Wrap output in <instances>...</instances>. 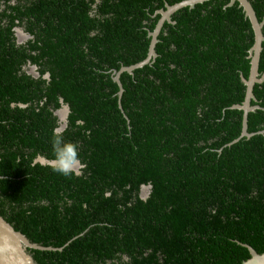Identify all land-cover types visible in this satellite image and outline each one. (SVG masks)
Segmentation results:
<instances>
[{
	"label": "trees",
	"instance_id": "16d2710c",
	"mask_svg": "<svg viewBox=\"0 0 264 264\" xmlns=\"http://www.w3.org/2000/svg\"><path fill=\"white\" fill-rule=\"evenodd\" d=\"M181 1L0 0V215L55 248L27 249L34 264H241L243 244L264 253V80L250 101L263 109L247 116L255 134L238 139L232 106L254 43L238 2L176 10L157 56L120 74L118 99L114 71L147 57L156 12ZM249 1L263 21L264 0ZM63 104L62 138L82 161L67 177L35 161L52 156Z\"/></svg>",
	"mask_w": 264,
	"mask_h": 264
},
{
	"label": "water",
	"instance_id": "95a60500",
	"mask_svg": "<svg viewBox=\"0 0 264 264\" xmlns=\"http://www.w3.org/2000/svg\"><path fill=\"white\" fill-rule=\"evenodd\" d=\"M204 1H207V0H183L174 5L166 4L165 10L158 11L162 15V17L157 23L154 31L150 33L151 42H150L149 52H148L147 57L144 60L134 65L122 66L118 71H114L113 79L118 84V87H119L118 92H117L119 102H120V98L123 93V87L119 80L120 74L124 71H127L128 73H132L134 69L142 67L143 65L147 64L150 60L154 59L157 56L155 52V45L158 41L157 35L164 21L170 22L171 21L170 16L176 10L184 6H190L192 8L195 4L202 3ZM236 1L238 2L239 6L243 9L245 16L249 19L252 29L254 31V43L248 51L249 58H250L249 76L248 78H244L242 76V82L246 86L245 97L241 104H235L232 106V108H236V109L243 111L242 131H241L240 137L238 138L240 139L242 137L249 138L255 134V133H249L247 131L248 113L251 111H255L256 109H263L258 104L251 105L250 101L251 100L256 101V98L252 91L254 84L261 83L264 80V73L260 75L258 72L259 58H260V53L262 50L261 44L264 41V36L262 34V27L264 25V20L261 22L258 21L256 13L249 0H230L228 5L231 6ZM32 68L33 70H35V67H32ZM119 108L121 109L120 103H119ZM63 109L64 111H66V113L69 112V108L67 105H64ZM263 132L264 131H259L258 133H263ZM238 139L233 140L232 143L236 142ZM35 161L41 164H45V162L41 160L40 157H38ZM243 245L248 249L250 253V258L243 261L241 264H264V253L256 252L251 246L247 244H243ZM27 249L51 250L55 248L50 247V246L44 247L36 243L30 242L23 233L15 230L14 227L0 215V264H34V260L31 254L27 251Z\"/></svg>",
	"mask_w": 264,
	"mask_h": 264
},
{
	"label": "clouds",
	"instance_id": "9594fccd",
	"mask_svg": "<svg viewBox=\"0 0 264 264\" xmlns=\"http://www.w3.org/2000/svg\"><path fill=\"white\" fill-rule=\"evenodd\" d=\"M17 30V29H16ZM20 31V29L18 28ZM35 67V66H32ZM31 70L36 72L31 68ZM36 74V73H35ZM63 104L60 109L64 108ZM63 133L62 130H54L53 132V141H52V156L51 158L48 157H40L41 160L45 162V165L50 167L51 170L57 174L62 176H72L74 174H78V170L82 168V161L80 158V154L77 148V145L70 141L63 140ZM0 179L4 180L3 176H0ZM150 185V192H151V184ZM150 194V193H149ZM149 195L146 196V198ZM142 198V199H146Z\"/></svg>",
	"mask_w": 264,
	"mask_h": 264
},
{
	"label": "flooded vegetation",
	"instance_id": "af4514ba",
	"mask_svg": "<svg viewBox=\"0 0 264 264\" xmlns=\"http://www.w3.org/2000/svg\"><path fill=\"white\" fill-rule=\"evenodd\" d=\"M89 1H91V3H92V8L95 9V5L98 4L101 0H89ZM156 13H160V12L157 11ZM161 17H162V15H161ZM16 32H17V30L15 29V35H16V39H17L18 43H23L29 38V36L25 32H23L22 29H20V33L23 34L24 39L26 38L24 41L20 42L18 40V36H17ZM26 68H27V72L29 74H31L33 77H37L38 76L37 71L35 72L36 74L34 72L28 71L30 68H32V65H28ZM55 114H56V116L58 118V126H57V128L55 130L59 129V130L63 131L66 128V125H67V115H68V113H66V111H64V109H62V110H56ZM78 173H80V170H78ZM149 193H150V185H141L140 186V189H139V197L140 198H146V196L149 195Z\"/></svg>",
	"mask_w": 264,
	"mask_h": 264
},
{
	"label": "rangeland",
	"instance_id": "374dc122",
	"mask_svg": "<svg viewBox=\"0 0 264 264\" xmlns=\"http://www.w3.org/2000/svg\"><path fill=\"white\" fill-rule=\"evenodd\" d=\"M16 34H17V36H18V40H19L20 42H22V41H24V40L26 39V38L24 39L23 34H21L20 31H19L18 29H17ZM28 71L32 72L31 68H30Z\"/></svg>",
	"mask_w": 264,
	"mask_h": 264
},
{
	"label": "bare ground",
	"instance_id": "6f19581e",
	"mask_svg": "<svg viewBox=\"0 0 264 264\" xmlns=\"http://www.w3.org/2000/svg\"><path fill=\"white\" fill-rule=\"evenodd\" d=\"M63 113V112H62ZM63 118V117H62ZM60 120V119H59Z\"/></svg>",
	"mask_w": 264,
	"mask_h": 264
}]
</instances>
